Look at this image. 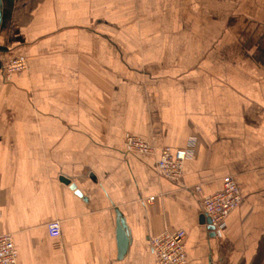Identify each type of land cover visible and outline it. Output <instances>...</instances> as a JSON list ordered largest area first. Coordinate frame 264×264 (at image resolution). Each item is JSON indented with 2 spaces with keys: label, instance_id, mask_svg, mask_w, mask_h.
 <instances>
[{
  "label": "crops",
  "instance_id": "1",
  "mask_svg": "<svg viewBox=\"0 0 264 264\" xmlns=\"http://www.w3.org/2000/svg\"><path fill=\"white\" fill-rule=\"evenodd\" d=\"M128 133L191 143L181 182ZM225 175L242 200L221 241L201 216ZM183 228L185 264H264V0H0V233L18 264H156L152 239Z\"/></svg>",
  "mask_w": 264,
  "mask_h": 264
},
{
  "label": "built area",
  "instance_id": "2",
  "mask_svg": "<svg viewBox=\"0 0 264 264\" xmlns=\"http://www.w3.org/2000/svg\"><path fill=\"white\" fill-rule=\"evenodd\" d=\"M26 65V60L22 58L13 59L9 64L3 66V70L9 76L16 70H22ZM126 147L135 152L153 154L154 146H150L142 137L129 133L126 137ZM192 155L191 145L173 149L166 146L161 149L157 159V170L166 178L173 181H180L185 162ZM233 176L225 175L222 180L223 189L216 194H211L202 202V212L211 218L210 224L213 225L216 237L225 236L227 216L236 208L241 200V191L238 183ZM153 200V198H151ZM48 232L53 237H60L62 231L59 220L50 221ZM187 232L183 229L170 230L159 233L153 241V250L156 256V264H185L187 259L186 238ZM10 233H0V264H18L19 257Z\"/></svg>",
  "mask_w": 264,
  "mask_h": 264
},
{
  "label": "rangeland",
  "instance_id": "3",
  "mask_svg": "<svg viewBox=\"0 0 264 264\" xmlns=\"http://www.w3.org/2000/svg\"><path fill=\"white\" fill-rule=\"evenodd\" d=\"M16 58H19V56H16V57H14L13 59H16ZM20 58H22V57H20ZM13 59H12L11 61H13ZM22 59H25V60H26V65L24 66V68H23L22 70H26L25 68H26V66L28 65V60H27L26 58H22ZM11 61H10V62H11ZM10 62H8L7 64H9ZM7 64H6V65H7ZM1 70H2V72L4 73V75L6 76V78H7V77H10V76L12 75V74H11V75L8 76V75L6 74V72L3 70V67H2ZM22 70H16V71H22ZM16 71H14V72H16ZM128 134H129V133H128ZM128 134H127V135H128ZM127 135L125 136V143H126V137H127ZM133 135H134V134H133ZM143 139H144V138H143ZM148 144H149V143H148ZM149 145H150V144H149ZM190 145H191V148H192V155H193V145H192L191 143H188L187 146L184 145V146H180V147H189ZM150 146H152V145H150ZM153 146H154V145H153ZM166 146H171V145H166ZM166 146H164V147H166ZM124 147H126L125 144H124ZM164 147H162V148H164ZM180 147H172V148H173V149H177V148H180ZM154 148H155V151L153 152V154H145V153H143V152H140V153H143V154H145L146 156H154V158L156 159V158L159 156L160 151H161L162 148H161L159 151L157 150V147H156V146H154ZM126 149L129 150L127 147H126ZM129 151H131V150H129ZM131 152H135V151H131ZM136 153H139V152H136ZM192 155H191V156H192ZM191 156H190V157H191ZM190 157H188V158L190 159ZM189 159H188V160H189ZM186 162H187V161H186ZM186 162H185V163H186ZM156 166H157V159H156ZM157 169H158V168H157ZM157 171H158V170H157ZM182 172H183V170H182ZM183 175H184V172H183V174H182L181 180H182V178H183ZM162 176H163V175H162ZM227 176H228V175H227ZM231 176H232V175H231ZM168 178H169V177H168ZM170 179H171V178H170ZM223 179H224V178H223ZM234 179H235V178H234ZM172 180H173V179H172ZM181 180H180V181H174V182H178V183H179V182H181ZM235 182H236V181H235ZM236 183H237V182H236ZM238 186H239V185H238ZM239 188H240V187H239ZM240 191H241V190H240ZM240 195H241V194H240ZM151 198L154 199V196L149 198L150 201H153V200H151ZM217 238H218V239H221V241H224V239H225L224 236L221 237V238H219V237H217ZM186 247H187V246H186Z\"/></svg>",
  "mask_w": 264,
  "mask_h": 264
},
{
  "label": "water",
  "instance_id": "4",
  "mask_svg": "<svg viewBox=\"0 0 264 264\" xmlns=\"http://www.w3.org/2000/svg\"><path fill=\"white\" fill-rule=\"evenodd\" d=\"M201 220H202V223L206 224L208 226V230H210V233L212 235H214V231H213V225L210 224L211 222V218L209 216H207L206 214H203L201 216Z\"/></svg>",
  "mask_w": 264,
  "mask_h": 264
}]
</instances>
